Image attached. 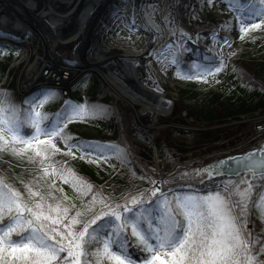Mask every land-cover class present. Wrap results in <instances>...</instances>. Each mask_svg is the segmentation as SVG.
<instances>
[{"label": "snow or ice", "instance_id": "obj_1", "mask_svg": "<svg viewBox=\"0 0 264 264\" xmlns=\"http://www.w3.org/2000/svg\"><path fill=\"white\" fill-rule=\"evenodd\" d=\"M206 2L211 4L212 0ZM261 3L264 4V0ZM259 26L250 25L253 29ZM240 31L243 40L248 28L242 22ZM180 35L192 40L183 31ZM192 42L196 43L195 40ZM224 44L231 47L227 38ZM165 47L171 49L172 45ZM183 51L191 50L183 48ZM179 52L180 48H177L172 53L173 65L177 63L175 57ZM214 62L219 64L214 70L208 68L180 78L207 82L209 76L215 77L226 67L223 59ZM166 70L167 65L161 63V71ZM43 95L39 105L26 102L28 106L21 113L9 102L6 93H0V153L28 155L30 159L38 157L44 177L54 176L80 192L78 184L82 182L66 167V161L59 170L47 163L61 152L54 140L64 141L67 146L65 156L75 159L76 152H79V158H87L88 163H98L91 158L93 153L106 162L104 150L117 154L123 150L114 145L78 139L74 144L68 143L75 139L66 132L68 124L74 122L73 115L97 110L98 106L89 109L87 101L82 105L65 101L61 113L54 114L52 122L42 128L41 123L47 117L36 109L56 93L47 90ZM25 125L32 130L27 137L21 134ZM41 136L47 140H40ZM33 141L37 144L34 145ZM256 157L257 153L253 152L243 158L230 159H236L245 170L264 173V159ZM226 163L217 161L214 165L194 170L191 175L200 177L201 183L206 176L210 182L215 176L223 175ZM189 175L183 173L182 178ZM56 179H52L43 190H34L32 182L24 183L21 192L0 177V264H137V261L139 264H155L160 259L159 252L165 248L173 249V264H264L256 255L257 252L264 253V247L256 248L260 241L252 239L245 219L252 192L248 181H243L247 185L243 190L231 181H222L215 185V191L206 189L207 195L192 188L179 195L169 188L168 191L173 193L169 198L161 191L164 181L149 180L154 190L128 194L124 203H114L111 196L89 184L81 196L90 198L82 200L78 208L68 200L62 188H56ZM36 184L38 187L39 177ZM54 192L60 193V198ZM13 236L17 239L14 240ZM133 243L145 254L137 255V260H133L129 253V246Z\"/></svg>", "mask_w": 264, "mask_h": 264}, {"label": "rangeland", "instance_id": "obj_2", "mask_svg": "<svg viewBox=\"0 0 264 264\" xmlns=\"http://www.w3.org/2000/svg\"><path fill=\"white\" fill-rule=\"evenodd\" d=\"M121 1V0H120ZM126 2L125 8L119 6L117 3H112L105 12L100 16L99 23L95 31V37L93 39V43H105V41H112L114 34L122 33V42L128 44V50L124 52L119 46H116L118 43H110V45L106 46V51L100 50L99 54L93 55L89 53V49L84 50L83 55L80 58H76L78 65H72L70 62L76 61L74 57V53L80 55L81 49L78 50V41L71 44L70 46L59 44L57 48V53L60 59L62 60V64L71 65L74 67H83L84 71L80 74L81 82L68 87V89L56 88L49 84L50 86H43L40 90L37 88L34 91H31L27 96H23L19 93V83L20 81H24L27 79V74L25 73L28 67L31 64H36L37 62L42 61V56L45 55L47 49L44 46V43L41 39V36L36 33V31L30 30L27 33V38L31 40L36 48V51L32 54V56L27 60L26 55H24V46L19 43L16 44L12 41H7L5 38L3 41L0 40V69L5 66L4 72L0 70V93H6L9 102L15 105L18 109H20L21 113L27 108L26 100L40 93L42 98L37 103L39 105L41 101L44 99V93L47 90H53L56 95L52 98H49L47 101L43 103L41 107H37V111L41 112L42 115L47 117L41 123V127H45L44 123H50L53 120L54 114L61 113L62 109H64L65 101L72 102L73 104H79V98L86 97L90 94L91 87L97 84V92L96 97L94 98L99 104L92 105L98 106L97 110L93 112V116L97 119H109L112 116L113 108L109 105H105L107 103L114 105L117 107L116 109H122L123 114L125 115V120L127 123L125 124L124 130L127 133V139L129 143L133 146H139L142 153L147 155L146 160L144 159L143 169L145 170L148 167L150 171L149 179L143 185V188L140 191H137L136 194L147 193L150 190H154V186L149 182V180H159L164 181L165 183L161 187V191L168 194L169 198L172 197L173 193L169 192V188L175 190L176 194L183 195L185 194L184 187L189 185H193L201 190H199V194L207 195L206 189H211L215 191V185L220 183H210L205 181L201 183V178L191 175L196 169H203L213 160L233 155V154H241L245 153L252 148H256L260 142L264 141V109L255 111L254 113L248 115H240L238 117H230L228 119H217L214 122H203L195 119L185 110H181V101L183 100L182 89L197 92L202 94L200 99H202L203 95L208 93L209 91L216 89L228 82L226 78V67L224 70L215 75V77L209 76L207 78V82L204 80L197 79H182L180 77L188 75L182 74L176 70H172L170 68V63L174 58L172 53L176 51L177 48H180V52L176 55L175 59L180 55L183 51V48H187L189 44L198 45V47L203 48L205 53L214 54L213 56L216 59H224V54L228 53V50L233 48V46L237 45V42L240 43V46L237 45L238 55L232 59V61L239 60L243 56L251 55L254 56L258 51L260 46H256L254 44H250L251 40L257 39L259 36L264 35V4L261 3V0H232L230 3L231 11L230 13H219L214 12L215 1L212 0L211 6L212 8H208V4L206 0H175L176 10H174L173 0H154V1H144V0H124ZM144 1V2H143ZM219 1V0H218ZM122 2V1H121ZM163 3V4H162ZM245 3V4H244ZM160 5L163 7V13L167 11V15L164 17L158 16L157 20H155L156 7ZM119 9V10H117ZM215 9V10H214ZM141 10L143 13V18H137L138 11ZM173 10L177 14V21L180 22V26L184 28H188L190 31L189 36L192 37V40H195L196 43H193L192 40L187 39L186 37H182L180 33L177 31L176 27H171ZM234 15L230 19V15ZM157 15V14H156ZM121 18H123V29L120 24H116ZM133 20V21H132ZM208 22V25L204 23L207 27L206 30L203 28H199L197 24H202V22ZM134 22V27L132 23ZM243 23L246 28H248V32L244 35V39L242 40L241 31H240V23ZM228 23V25H227ZM52 26L53 24L49 22ZM259 24L258 28H251L250 25ZM108 25V26H107ZM113 27L111 29V27ZM118 25V26H117ZM155 25V27H153ZM158 25H160V29L158 30ZM51 26H46L48 32L53 31L50 29ZM55 28V26H52ZM114 32H111V31ZM157 30V31H155ZM205 30V31H203ZM153 32L156 34L157 43L153 47V54L157 58L156 64L161 68V63L167 65V70L162 71L160 80L161 87L167 91V96L169 100H172L174 103V110L169 117L164 116L163 114L158 115L155 130L152 127V121L150 117L144 118L143 127L140 124V129L151 130L153 129V144H145L143 141H140L137 137L138 132L134 133V119L132 116V110L128 109L126 104L121 101L118 102L116 98L109 92H102L101 85V77L102 73L97 70V68H93L90 66L91 61L89 58L96 59L97 57L102 58V62L104 66H112L109 61H113L117 58H122L125 54L130 55L133 52L135 55L137 51H141V49L146 46L147 37L149 32ZM162 31V32H161ZM161 32V33H160ZM175 33V34H173ZM213 33L216 35L213 36ZM227 38L229 44H224V39ZM92 43V45H93ZM171 44L172 48L169 49L165 47L166 45ZM92 47V46H91ZM211 50V51H209ZM224 52V53H223ZM160 56L158 58V54ZM218 53V55H216ZM116 54H120L119 56H114ZM99 55V56H98ZM189 59H193L194 56L190 53L187 54ZM225 60V59H224ZM157 61H160L159 64ZM157 65H153V67L157 68ZM226 65V64H225ZM155 68V70H156ZM169 72V73H167ZM169 74V75H168ZM179 74V75H178ZM159 75V73L157 74ZM166 77H165V76ZM167 78V79H166ZM171 80L174 85L169 81ZM218 81V82H217ZM91 85V87H90ZM174 86V87H173ZM176 96V98H174ZM37 100V99H35ZM112 102V103H111ZM185 102H192L190 99L185 100ZM24 104V106H21ZM91 108V106H90ZM123 115V116H124ZM127 117V118H126ZM147 118H150L147 120ZM74 122L68 124L70 128L79 132L81 136L84 138L92 139V140H103L114 142L113 135L115 133L114 128H111L107 124H102L97 126L96 123L92 121L86 120L84 118L73 117ZM98 123V122H97ZM246 124L252 133V139L247 142H242L235 146H230L221 150H214L206 154L203 159L193 160L189 164L185 165H175L170 167L168 162L162 159L159 155L158 151V141L162 139V141L167 140V137L173 138L177 143H186L190 144L199 133L204 131H210L218 127H232L236 128L237 126H241ZM175 125L180 126L179 128L175 127ZM146 126V128H144ZM182 126V127H181ZM190 128H195L194 130H190ZM260 130H259V128ZM263 127V128H262ZM158 129V130H156ZM25 128L23 127L21 130V134H25ZM171 135V136H166ZM27 137V136H26ZM40 140H47L46 137L41 136ZM113 140V141H112ZM58 148L61 149V152L54 157L51 158L47 163L55 164V167H61V164L66 161V167L68 168L70 161H75L80 159V153L76 152V158L65 156L64 153L67 152V146L64 141L56 139L53 141ZM69 144H73L68 142ZM33 144H37V141H33ZM119 144V143H118ZM176 148L172 149V152H177ZM31 149H29V153H31ZM73 151H76L73 149ZM132 154H135L132 151ZM155 152L158 154V161L155 159ZM173 154V153H172ZM69 158V161L68 158ZM94 160L102 163L107 168H111V163L109 160H101L100 157L93 156L91 157ZM26 160L28 163L37 162L39 164V158L33 157L32 159L26 155ZM146 161V162H145ZM22 163V159H18L17 163L14 164L16 167H20ZM150 164V166H148ZM58 165V166H57ZM121 166H118L117 170H120ZM183 173H189L190 175L187 177H183L182 180L174 181L175 176ZM53 179H56L52 176ZM143 178V177H142ZM141 178V179H142ZM243 181H248L252 185V192L250 195V199L247 204V216L245 217L247 221L248 231L251 229L250 222V212L251 208L256 202L258 197V191L260 188L264 186V181L261 178H253L252 174L243 175L237 183H233L235 185L240 184L241 190L247 187ZM59 182V179H56V184ZM184 189V190H183ZM173 249L165 248L159 252L160 259L155 262V264H173L174 257L171 255Z\"/></svg>", "mask_w": 264, "mask_h": 264}, {"label": "trees", "instance_id": "obj_3", "mask_svg": "<svg viewBox=\"0 0 264 264\" xmlns=\"http://www.w3.org/2000/svg\"><path fill=\"white\" fill-rule=\"evenodd\" d=\"M229 18L231 19V16H229ZM204 23L208 25V22L203 21L202 24H197V26L200 29L203 28L206 30L207 27ZM249 43L260 46L259 51L254 56L247 55L239 60L232 61L228 72V82L225 85L204 94L202 99H200L202 94L182 89L183 100L181 101V110L187 111L189 115L197 120L214 122L217 119L236 118L243 114H251L255 111L264 109V35L251 40ZM187 49L193 52L195 59H187L189 51H182L180 53L177 57V64L179 68L186 70L183 74L189 73L188 75H194L208 68L214 70L215 67L219 66L218 63L214 62L217 59L212 54L205 53L203 48L198 47V45L189 44ZM210 61L213 62L209 63ZM0 70L4 72L5 66ZM96 92L97 84L91 88L90 94L86 97L79 98L78 105L84 104L85 101H87L89 109L92 105H98L99 103L94 99L96 97ZM187 99H190L192 102H185ZM107 102L103 106L109 105L113 108L112 116L109 119H97L90 110L85 111L81 115H75L74 117L79 116L80 118L92 121L96 123L97 126L107 124L111 128H114L115 133L113 135V140H115L111 142V144L109 141L84 138L78 131L70 128L69 125L66 129L67 134L75 138L69 141L73 144L76 143L78 139L80 141L93 142L100 145H114L123 150L119 154L107 149L104 150L107 160L111 163V168H107L100 162L88 163L87 158L84 160L78 159L70 161L68 168L71 169L82 182L78 184L81 191H76L71 184H64L61 180L56 184V188H62L68 200L75 203L78 208L81 206L82 200L90 198L81 196V192L86 191L89 184L97 191L102 190L104 195L111 196L114 203H124V197L126 195L132 193L136 194L137 191L143 188V185L146 183L145 181L149 179L151 170L148 167H146L145 170L143 169L144 159L146 160L145 157H147V155L142 153L139 146H133L129 143L126 130H124L123 127L127 123V119L125 120L122 109H116L117 107ZM21 106H24V104H21ZM24 128L25 136L32 134V130L27 125H25ZM251 139L252 133L250 128L244 124L236 128L218 127L210 131L201 132L193 138L190 144L177 143L173 138L167 137L165 141H162V139L161 141L159 140L157 145L160 157L168 162L170 167H173L175 165L189 164L193 160L203 159L209 152L235 146ZM173 148H176L177 152H172ZM132 151H134L135 154H132ZM92 155L99 157L96 153ZM18 159H22L20 167L14 166ZM67 161H69V158ZM118 166H121V169L116 171ZM148 166H150V164ZM60 168V166L57 167L58 170ZM0 177H3L7 184L21 192L24 191V183L32 182L34 190H43L47 188V185L53 179L52 176L44 177L42 168L40 165H37V162L29 164L26 160V155L14 156L7 152L0 153ZM37 177H39L38 187L36 184ZM241 177L242 176L237 178H221L213 183H220L222 181L237 183ZM260 178L264 181V176ZM182 179V174L180 173V175L175 176L174 181ZM238 186H240V184H238ZM54 195L60 198V193L54 192ZM49 202L55 203V201ZM65 203H67V201ZM250 222L252 239L260 241V243L256 245V248L259 249L264 247V186L258 191L256 202L251 208ZM13 239L15 240L17 237L13 236ZM113 250L116 249L114 248ZM129 253L133 260H137V255H145L140 248L134 247V243L130 244ZM256 255L259 261L264 262V253L257 252ZM137 264H139V261H137Z\"/></svg>", "mask_w": 264, "mask_h": 264}, {"label": "bare ground", "instance_id": "obj_4", "mask_svg": "<svg viewBox=\"0 0 264 264\" xmlns=\"http://www.w3.org/2000/svg\"><path fill=\"white\" fill-rule=\"evenodd\" d=\"M121 1L119 0L117 3V0H0V39L5 38L7 41L9 40L16 44L21 43L25 49L24 55H26L27 60H29L32 54L36 51L33 42L26 37L27 33L32 30L36 31V33L41 36L44 46L47 49L45 55L41 57L42 61L39 63L37 62L36 64H31L26 70L25 73L27 74V79L20 81L18 87L19 93L22 96H27L31 91H34L37 88L40 90L43 86H50L49 84L56 88H63L65 90L68 89V87L81 82L80 74L84 71V66L74 67L62 64V60L60 59L61 57H59L57 53V48L59 44L68 47L78 41V50L83 46L84 50L86 49L87 51L94 42L93 39L95 37V31L98 26L100 16L109 6L112 5V3H117L119 6L125 8L126 2L124 0ZM144 1L149 2L154 0ZM173 2L174 10H176L175 0H173ZM156 8V13L154 15L155 20H157L158 16L164 17L167 15V11L163 13V7L160 5H157ZM216 8L223 11L228 7L226 3L217 2ZM174 10L171 27L177 26V31L179 33L183 31L189 35V29L180 26V22L177 21V14ZM137 18L138 20L139 18H143L141 10L138 11ZM49 22H51L53 24L52 26H55V28H52ZM116 24H120L123 29V18H121ZM46 26H51L50 29L53 33L48 32ZM159 26L160 25H158V30L160 29ZM112 28L113 27H111V29ZM111 32L114 31L112 30ZM122 33L121 35L118 33H112L113 39L111 38V40L113 43H118L116 46L125 48V51H127L128 47L126 45L128 44L122 42ZM112 41L109 40V44ZM157 42L156 34L152 31L149 32L146 46H144L141 51H137L136 54V56L141 59L140 61L143 64V70H145L148 75L149 72L153 74V80L146 81L147 83L151 82L152 84L148 85L145 82H141L139 83V86H137L140 91L144 90L143 98L142 96L135 98L137 94L133 95L120 85L118 79L117 81L113 80L106 74L104 67L97 63L102 60L103 56L97 57L95 59L98 60L97 62L91 61V63L94 64L90 65L93 68L96 67L97 70L102 73V92L104 94L110 92L118 102L121 101L126 104L128 109L132 110V116L135 124L133 128L134 133L138 132V139L143 141L145 144L151 145L153 144L152 133L156 128V124L153 123L157 122L158 115L162 114L159 113L161 111L155 103L151 102L148 95L152 93L159 96L162 95L160 92V88H162L160 80L164 78H161V72H159L158 78L153 67L152 50ZM237 45L240 46V43L237 42ZM237 45L233 46V48L228 50V53L224 54V58L226 60L229 59V61H231V59L238 55L239 48ZM130 54L134 53L131 52ZM74 57L75 60L78 61L76 58H80L81 55L74 53ZM118 69L119 66H116L117 71ZM148 78L149 77L145 79ZM169 81L174 85L171 80ZM158 110L159 112H156ZM173 110L174 103L171 102V106L168 110H164L165 114L163 115L169 117ZM145 116L153 119L151 124L154 130L151 129L147 131L140 129V124L143 127L142 124L145 122ZM262 122L264 125V121ZM144 128H146V126Z\"/></svg>", "mask_w": 264, "mask_h": 264}, {"label": "water", "instance_id": "obj_5", "mask_svg": "<svg viewBox=\"0 0 264 264\" xmlns=\"http://www.w3.org/2000/svg\"><path fill=\"white\" fill-rule=\"evenodd\" d=\"M155 31H157V30H155ZM80 55L82 56L83 54L80 53ZM140 60H141L140 57H138L134 54L125 55L122 58H117L113 61H109L112 64V66L106 67V66H104V63L102 61H98V60L89 58V61H94V62L98 61L97 63L100 64V66L104 67L106 74L113 80L117 81V79H118L120 85L124 89H127L133 95L137 94V96L135 98H138L140 96H142V98H143V96H144V90L140 91L139 88H137V86H139V83H141V82L147 83L146 82L147 80H150V81L153 80V78H152L153 74H151V72H149V75H150L149 76L148 73L145 70H143V64ZM226 62L229 64L230 63L229 59H227ZM70 63L72 65H76L79 62L73 61ZM91 64H94V63H91ZM116 66H119L118 71L116 70ZM147 77H149V78L145 79ZM147 84L150 85L152 83L150 82ZM160 90H161L160 92L162 94L161 96H159L155 93L148 94V95H149L151 102L155 103L156 106L161 111V112H159V110H158L156 112L165 114L164 110H168V108L171 106V102H173V101L168 99L166 90H164L163 88H160ZM174 98H176V97L174 96ZM168 102H170V103H168ZM146 117L147 116H145V118ZM149 119L150 118H147V120H149ZM175 127L179 128L180 126L175 125ZM188 128L190 130L195 129L194 127L193 128L188 127ZM253 152L257 153L256 158L264 159V142L261 143L257 148L249 150L245 153L233 154V155H228L225 157H220V158L215 159L209 165H214V164H216L217 161H227V163L223 166V175L215 176L212 180L222 178V177H238V176L246 174V173H252L253 176L264 175V173L245 170L241 167L240 163L236 159H230V158H243L247 154L253 153ZM155 159H156V161H158L157 152H155ZM209 165H207L206 167H208ZM156 181H159V180H156ZM188 188L199 190L195 186L184 187L185 190H187Z\"/></svg>", "mask_w": 264, "mask_h": 264}, {"label": "flooded vegetation", "instance_id": "obj_6", "mask_svg": "<svg viewBox=\"0 0 264 264\" xmlns=\"http://www.w3.org/2000/svg\"><path fill=\"white\" fill-rule=\"evenodd\" d=\"M133 21V20H132ZM132 25H133V23H132ZM108 45H110L109 44V42H108V40L107 41H105V43L103 44H101V43H99V42H96V43H93V45H92V47H90V49H89V53L90 54H93V55H96V54H99V52H100V50H104V51H106V46H108ZM127 47H128V45H126ZM121 48V47H120ZM124 52H126L125 51V48H121ZM128 49V48H127ZM120 54H116V55H113L112 57H114V56H119ZM126 55V54H125ZM99 56V55H98ZM224 60V59H223ZM224 63L226 64V72H227V70H229V67H228V63L224 60ZM171 65L173 66V67H175V68H178V66H177V63L175 64V65H173L172 63H171ZM227 78V77H226ZM95 85V84H94ZM94 85L92 86V87H94ZM225 85V84H224ZM223 86V85H222ZM90 87H91V85H90ZM91 87V88H92ZM152 119V118H151Z\"/></svg>", "mask_w": 264, "mask_h": 264}]
</instances>
